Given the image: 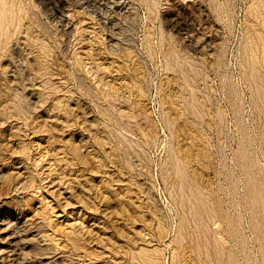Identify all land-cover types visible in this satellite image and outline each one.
<instances>
[{"label":"rangeland","instance_id":"374dc122","mask_svg":"<svg viewBox=\"0 0 264 264\" xmlns=\"http://www.w3.org/2000/svg\"><path fill=\"white\" fill-rule=\"evenodd\" d=\"M0 19V264H264V0Z\"/></svg>","mask_w":264,"mask_h":264},{"label":"bare ground","instance_id":"6f19581e","mask_svg":"<svg viewBox=\"0 0 264 264\" xmlns=\"http://www.w3.org/2000/svg\"><path fill=\"white\" fill-rule=\"evenodd\" d=\"M112 4V3H111ZM119 7V6H118ZM5 16V15H4ZM3 18V16H2ZM1 20V19H0ZM3 21V19H2ZM1 23V22H0ZM15 72V71H14ZM17 79V78H16ZM15 102V101H14ZM2 216V215H1ZM30 218V217H29ZM28 218V219H29ZM5 219V218H4ZM16 219V218H15ZM33 221V220H32ZM10 225L9 223L5 222V220H0V242H5L3 244V246H15L17 243H18V239H19V236L17 235V233H10ZM13 225V224H12ZM17 226V224H16ZM15 227V226H14ZM22 227V226H21ZM13 228V227H12ZM23 228V227H22ZM20 228V229H22ZM14 231V230H13ZM19 231V230H18ZM22 232V231H21ZM1 240H4V241H1ZM6 249V248H5ZM4 249V250H5ZM57 249V248H56ZM15 251V250H14ZM3 253V252H2ZM2 257V256H1ZM16 257V256H15ZM19 257V256H18ZM14 258V257H13ZM12 258V260H13ZM4 259V257H3ZM11 259V258H10ZM29 261V260H28ZM2 262V261H1Z\"/></svg>","mask_w":264,"mask_h":264}]
</instances>
